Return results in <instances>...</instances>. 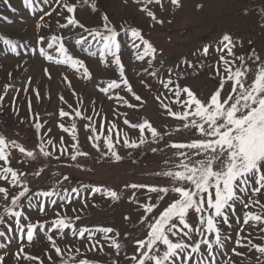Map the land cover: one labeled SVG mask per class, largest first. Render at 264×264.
I'll return each instance as SVG.
<instances>
[{
	"label": "snow or ice",
	"instance_id": "1",
	"mask_svg": "<svg viewBox=\"0 0 264 264\" xmlns=\"http://www.w3.org/2000/svg\"><path fill=\"white\" fill-rule=\"evenodd\" d=\"M22 2L25 8L32 12L36 11L34 0H22ZM43 2L46 5L59 7H52L51 11H43L39 16L35 23L34 39L37 46L46 44L48 49H52L56 45L55 51L60 54V58L54 60V57L42 46L39 47L38 55L49 62L54 61L57 65H68L76 72L83 69L82 79H92L85 61L74 58L70 49L65 46L71 42L69 36H75L78 38L75 39L74 47H79L92 55V42L88 37L72 32L73 28L82 29L100 45L101 62L111 57L105 66L114 65L115 71L119 73L118 78L112 79L106 87L101 86L99 91L107 96L109 90L120 89L118 79L124 85L126 93H130L135 101L140 102L139 106H142V97L136 94L129 79L126 78V66L122 63V45L118 40L120 32H124L133 42L132 47L137 50L134 53L135 58L144 60L146 56H151L152 59L147 61L151 66L153 60L157 59L155 55L157 50L141 35V30L131 26L128 28L120 26L119 29L114 27L110 17L99 9L98 0H43ZM125 2L128 3L129 0ZM131 2L140 4L141 0H131ZM143 2L145 6L139 11L146 14L155 24H163L164 21L147 6L153 3L159 5L161 0H143ZM0 3L11 11H16L12 8L10 0H0ZM170 5L175 8L182 7L181 0H170ZM196 7L199 9L202 5L198 4ZM80 11L89 15L100 12L103 30L98 27L91 30L87 28L78 15H73ZM248 12L249 9L246 8L242 14L247 16ZM256 12L260 18L259 26L264 27V8H257ZM45 17H49L51 23L45 21ZM55 26L69 35L39 34L44 28L52 32ZM136 40H139L140 44H136ZM0 41L8 51L19 55L17 41L3 36H0ZM141 45L143 52L139 51ZM20 46H26V42L25 45ZM237 47L242 48L243 42L225 32L217 40L199 46L189 54L190 58L179 59L175 66L165 71L168 78L162 81L163 88L169 91H173L174 88L173 95L176 100L173 102V107L165 104H161L160 107L166 109V114L176 121L178 126L174 131L177 135L185 136L183 142H170L171 133L163 130V126L158 130L147 119L136 123L124 119L123 124L128 126L130 131L138 130L136 139H131L123 127L118 128V125L111 121H96L94 124L83 125L84 129H88L86 141L91 142V148L101 158L106 157L112 163L121 162L123 156L116 149V145L120 144L124 149L137 152L146 148L152 153L160 152L161 160L168 166L154 173L156 177L164 178V185L125 183V188L131 190L132 202L138 205V217L135 222L131 220V214L125 215L123 219L132 222L134 227L138 223L141 227V230H138L139 234L125 231L121 236V233L116 232L113 227L81 228L79 225L73 227V219L81 220L80 209H73L77 212L74 218L61 216L58 210L53 209L57 218L46 230L41 217L46 216L50 209L41 198H48L50 204L57 205L58 208H70L71 203H58L57 200L52 199L54 196H59L61 201L68 198L67 189H64L65 195L61 196L56 186L63 188L64 183L69 181V176L63 175V181L57 177L51 190L32 191L27 180H24L21 190L10 191L7 184L20 185L25 173L14 169L12 160L18 157L10 156L6 149L11 147L18 150V153L26 158V162L30 163V169L32 164H37L38 155L16 140L9 141L4 135H0V161L3 162L0 164V179L6 182L5 186H0V196L6 204L10 201V206L3 209L0 224L6 223L5 216L14 218L12 222L14 227L10 225L5 230H0V239L7 238V233L19 232L29 244H35L43 232V239L47 243L42 255L51 261V264H69V260L72 264H94L91 259H78L77 256L64 259L67 243L62 238L67 235L65 231L67 229L72 230V235L77 237L88 251L103 252L104 248L98 246L102 241H110L109 250L113 255L110 264H121V260L125 264H218L217 256L228 251V241L232 240L230 256L242 257L247 260V264H264V243H256L249 236L242 235L245 230L243 226L246 225L253 232L259 230L261 239L264 240V215L250 210L243 211L245 208L251 209L253 205H259L260 209L264 210V55L257 54L255 49L247 55L237 54L235 51ZM27 63L28 61L25 60L16 65L17 68L24 70L26 76ZM179 66H183L180 71H174V68ZM204 69H208L209 74L216 80L214 90L207 97L201 98L190 87L176 83L172 79V76H176L177 79L195 77ZM148 75L155 78L159 72H148ZM7 76L9 82L3 85V92L0 93V107L10 92H32L35 93L38 102L42 99L39 91L31 87L37 78L36 75L27 76V83L20 89L14 87L13 72L9 71ZM39 77L53 79L51 64L48 66L41 64ZM64 80L67 81L68 77L65 76ZM140 83L145 88L152 87L143 79ZM68 87L71 88L72 85L69 83ZM72 94L78 96L75 92ZM160 95L164 94L160 93ZM119 99L128 108L138 106L124 100L122 96ZM60 100L64 101V97L61 96ZM10 103L15 105L16 97H12ZM177 104L180 105L178 111L174 110ZM85 109L100 114L96 109L95 99L91 100L89 107L81 98L75 109L76 117L91 121L92 117L87 115ZM15 110L18 112V109ZM28 113H33L31 101H28ZM58 115L63 119L68 117L69 113L61 108ZM36 121L32 128L42 142L38 145L40 154L49 158V164L53 158L60 161L63 156H68L70 161L75 162L77 168H81L86 161L82 162L80 158H87L90 153L82 150L79 145L76 123L71 125V131L64 127L63 123L57 125L64 133H69L71 140L75 141L70 144V150L63 147L67 141L61 136L56 144L52 139H47L46 144L53 147L52 151H48L43 142L44 137L50 135L51 129L42 133L45 125L40 122L39 116H36ZM145 133L150 134V138ZM57 145H59V155L56 154ZM31 170L36 177L42 176L45 171L38 164L37 169ZM81 191L100 192L101 188H89L83 185L79 188L71 187L72 193L80 194ZM104 192L112 201L121 199L117 191L105 189ZM21 198L29 201V208H35V219L31 215L14 210L21 205ZM34 198L36 204L32 203ZM166 199L168 203L161 211L157 206ZM75 203L79 204L81 209L89 207L87 198ZM237 209L242 213V219L233 222L238 215ZM52 229L55 231L48 234ZM110 233L115 235L110 236ZM117 236H121L124 243L118 240ZM72 243L75 247V242ZM129 246L132 247L131 256L126 255ZM6 248L5 254L0 255V264H9V259L12 258L11 248L0 243V249ZM16 251L18 253L15 256L16 264L37 260L40 264H44L41 256L29 254L23 244H17ZM68 251L71 252V249ZM75 251L83 255L80 248H75ZM53 253L59 261L53 258ZM6 256L9 259H6ZM225 264H233V262L226 260Z\"/></svg>",
	"mask_w": 264,
	"mask_h": 264
},
{
	"label": "rangeland",
	"instance_id": "2",
	"mask_svg": "<svg viewBox=\"0 0 264 264\" xmlns=\"http://www.w3.org/2000/svg\"><path fill=\"white\" fill-rule=\"evenodd\" d=\"M181 3L182 7L180 8L170 5V0H161L159 5L154 3L147 5L159 19L164 21L163 24H155L146 14L139 11L140 8L145 6L143 0H141L140 4L133 3L131 0L128 3L125 0H98L99 9L110 17L114 27L119 29L120 26L124 28L131 26L140 29L141 35L157 50L155 53L157 59L153 60L152 65L149 66L147 61L152 59L151 56H146L144 60H137L134 55L137 50L132 47L133 42L131 39L124 32H120L118 36V40L122 45V63L126 66V78L129 79L136 94L142 97V106H139L140 102L135 101L130 93H126L124 85L118 79L117 83H120V89L109 90L107 96L99 91L101 86L106 87L108 82L118 78L119 73L115 71L114 65L105 66L111 60V57L105 62H101L99 55L100 45L92 40V37L87 32H83L82 29L73 28L72 32L88 37L89 41L92 42L91 53L93 54L89 55L81 48L74 47L75 39L78 38L75 36H69L71 42L65 46L70 49L74 58H80L85 61V65L90 69L92 79H82L83 69L76 72L75 69L68 65H57L54 61L49 62L38 55L39 47L42 46L49 55L54 57V60L60 58V54L55 51L56 45L52 49H48L46 44L37 46L34 39L36 34L35 23L39 16L43 11H51L52 7H59L58 5H46L43 0H34L36 11L32 12L24 7L22 0H10L12 8L16 9L13 12L0 3V36L17 41V52L19 53V55L11 53L0 41V93L3 92V85L9 82L7 73L12 71L15 77L12 82L16 89H20L23 84L27 83V76L36 75L37 78L31 87L37 89L42 97L38 102L35 93L10 92V95L6 97L2 107H0V135H4L9 141L16 140L17 143L25 146L28 150L34 151L38 155L37 164L45 169L42 176L36 177L31 169H37V164H32L30 169V163L26 162V158L19 154L18 150L9 147L6 151L10 156L18 157V159L12 160V166L18 172H24L25 176L22 178L20 185L8 183L7 187L10 191L18 192L23 187V181L27 180L28 186L32 191L51 190L57 177L63 181V175L69 176V181L64 183L63 188L56 186L61 196L65 195L64 189H67L68 198L61 201L59 196H54L52 199L57 200L58 203H71L72 206L70 208H58L57 205H51L48 198H41L50 209L46 216L41 217L46 230L57 218L53 209L58 210L61 216L72 218L77 215V212L73 211V209H80L81 220L75 221L73 219V227L77 225L81 228L113 227L116 232L121 233V236L125 231L139 234L138 230H141V227L138 223L134 227L132 222H126L123 219L125 215L131 214V220L135 222L138 217V205L132 202V198H130L131 190L125 188V183L164 185V178L156 177L154 173L168 166L161 160L160 152L152 153L147 148L137 152L124 149L120 144L116 145V149L123 156L121 162L112 163L106 157L101 158L91 148V142L86 141L88 129H84L83 125L94 124L96 121H111L116 123L118 128L123 127L131 139H136L138 130L130 131L128 126L123 124L124 119H129L130 123L142 122L147 119L158 130L163 126V130L171 133L170 142H183L185 136L177 135L174 131V128L178 126L176 121L166 114V109L160 107L161 104L173 107V102L176 100L173 95L174 88L173 91L163 88L162 81H166L168 78L165 75V71L175 66L179 59L190 58L189 54L199 46L206 42L217 40L225 32L232 34L234 39L239 38L243 42L242 48L237 47L235 49L237 54L247 55L255 49L257 54L264 55V27L259 26L260 18L256 12L257 8H264V0H181ZM198 4L202 5L199 9L196 7ZM246 8L249 9L247 16L242 14ZM73 15H78L80 21L90 30L97 27L101 31L103 30L100 12L89 15L80 11L78 14L74 13ZM4 17H7V19H4ZM45 21L51 23L49 17H45ZM64 22L66 23V21ZM39 34L47 36L53 34L60 36L69 35L58 26H55L52 32L44 28ZM248 41H251V43H248ZM25 42L26 46H20L25 45ZM135 43L140 44V41L136 40ZM139 51L143 52L142 45ZM25 60L28 61L27 65H25L26 69H28L27 76L24 75V70L16 67L18 62ZM41 64L45 66L51 64L52 80H48L46 77L43 79L39 77ZM181 67L183 66L175 67L174 71H180ZM153 71L159 72V75L155 78L148 75V72ZM65 76L68 77L67 81L64 80ZM142 79L152 85V87L145 88L140 83ZM172 79L176 83L190 87L201 98L207 97L216 85V80L209 74L208 69H204L195 77L177 79L176 76H172ZM69 83L72 85L71 88L68 87ZM73 92L77 93L78 96L73 95ZM160 93L164 95H160ZM158 95L159 99H157ZM61 96L64 97L66 103L60 100ZM120 96L124 100H128L138 106L128 108L119 99ZM12 97H16L15 105L10 103ZM108 97H111V99ZM81 98L89 107L91 100H96V109L100 113L99 115H97L96 111L85 109L87 115L92 117L91 121L75 116V109ZM28 101H31L32 104V114L28 113ZM61 108L69 113L68 117L63 119L59 117L58 113ZM15 109H18V112ZM174 110H180V105L177 104ZM126 113L128 114L127 116L125 115ZM36 116H39L40 122L45 125L42 133L49 128L51 129L50 135L45 136L43 142L48 151H52L53 147L46 144L47 139H52L54 144H56L61 136H64L67 141L63 147L70 150V144L75 143V141H72L69 133H64L57 125L63 123L64 127L69 128L71 131V125L74 122L76 123L79 145L82 150L90 153L87 158H80L82 162L86 161L81 168H77L75 162L70 161L68 156H63L60 161L53 158L51 164H49V158H45L40 154L38 145L42 142L32 128V125L37 122ZM145 135L150 138V134L145 133ZM161 147H163V142H161ZM56 154H60L59 145H57ZM0 164H3V162L0 161ZM88 169H91V171H88ZM5 184L6 182L0 179V186H5ZM82 185L89 188L100 187L101 191H81L80 194L71 192V187L79 188ZM105 189L117 191L121 199L112 201L105 195ZM93 197L95 199H92ZM84 198L88 200L89 207L87 209H81V206L75 203V201ZM141 199L145 198L141 197ZM147 202L151 203V201ZM32 203H37L35 198ZM167 203L166 199L157 207L162 211ZM28 205L29 201L26 198H21V205L14 210L24 212L35 219L36 210L35 208H29ZM7 206H10V201L6 204L2 196H0V216L3 215L4 207ZM249 210L264 215V210L260 209L259 205H253L251 209H243V211ZM237 212L238 215L233 222L242 219V213H240L239 209H237ZM4 219L6 223L0 224V230H5L10 225L14 227L12 223L14 218L5 216ZM243 227L245 230L242 235L249 236L256 243H264L259 230L253 232L248 226L245 225ZM53 231L55 229L49 231L48 234H52ZM65 231L67 235L62 238L67 243V248L64 249V259L67 260L71 256H77L78 259H91L94 264H110L113 259V255L110 254L109 250L110 241H102L98 246L104 248L105 251L92 252L81 245L80 240L72 235L71 229ZM43 235L42 232L41 238L37 239L35 244H29L22 233H7V238L0 239V243H4L11 248L12 258L9 259L6 256V259H9V264H16L17 244H23L25 251L29 254L41 256L44 259V264H51V261L42 255L47 243L43 239ZM109 235L113 236L115 233H110ZM121 236L116 238L124 243L121 240ZM72 242H75V247H73ZM232 246L233 241L229 240L228 251L223 255L217 256L218 264H225L226 260L232 261L233 264H247V260L242 257L230 256ZM77 247L80 248L82 256L76 253L75 248ZM68 249H71V252ZM6 251L7 248L0 249V255H4ZM239 251H244V249H239ZM124 254L122 250V255ZM126 255H132L131 246L128 247ZM53 258L59 261V258H56L54 253ZM24 264H40V261H24ZM69 264H72L71 260H69ZM121 264H125V262L121 260Z\"/></svg>",
	"mask_w": 264,
	"mask_h": 264
}]
</instances>
